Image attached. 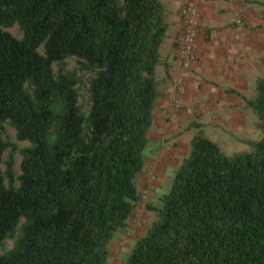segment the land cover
Masks as SVG:
<instances>
[{
    "label": "trees",
    "instance_id": "obj_1",
    "mask_svg": "<svg viewBox=\"0 0 264 264\" xmlns=\"http://www.w3.org/2000/svg\"><path fill=\"white\" fill-rule=\"evenodd\" d=\"M166 16L159 0H0V264H107L143 197ZM241 98L263 136L226 155L193 135L122 264H264V78Z\"/></svg>",
    "mask_w": 264,
    "mask_h": 264
},
{
    "label": "crops",
    "instance_id": "obj_2",
    "mask_svg": "<svg viewBox=\"0 0 264 264\" xmlns=\"http://www.w3.org/2000/svg\"><path fill=\"white\" fill-rule=\"evenodd\" d=\"M159 1L167 9V31L155 70L159 96L147 134L151 151L145 156V166L162 176L168 168L175 170L188 152L191 138L184 136L183 126L204 125L205 120L212 126L237 125L236 115L242 109L243 99L236 92H243L253 75V58L262 38L249 36L239 41L234 34V10L240 8L243 18L251 19L250 0H201L196 61L184 73L179 92L181 108L172 114L171 103L178 94L171 81L180 73L176 57L183 30L180 9L185 0Z\"/></svg>",
    "mask_w": 264,
    "mask_h": 264
},
{
    "label": "rangeland",
    "instance_id": "obj_3",
    "mask_svg": "<svg viewBox=\"0 0 264 264\" xmlns=\"http://www.w3.org/2000/svg\"><path fill=\"white\" fill-rule=\"evenodd\" d=\"M248 5L252 8L251 19L243 18V10L240 8L234 10L235 12V25L234 32L237 25L241 27V38L239 41H244L247 37L252 38L261 37L262 42L256 48L257 53L254 54V72L248 79L247 86L243 92H239L241 97L246 99H253L255 95L256 82L260 78H264V0H250ZM201 19V15H200ZM12 34L19 36L17 27L8 29ZM201 27H199V33ZM235 34V33H234ZM236 37V34H235ZM263 62H260V61ZM236 91V90H235ZM237 125L235 127L226 126H212L208 120L200 126L182 127L184 136L192 137L197 133L210 138L217 143L219 148L226 154L232 155L238 152H249L251 144L257 142L263 136V129L258 125L259 120L255 112L249 108L243 100V106L236 115ZM13 142L18 146L25 143L16 140L15 131L12 128H7ZM149 146L143 150L144 157L151 151ZM8 152L5 153L4 158ZM186 156V155H185ZM20 157L18 154L14 155V168L16 173L19 172ZM174 170L167 169L166 173L162 176H157L153 173L151 167L145 166L143 172L137 179L138 189L142 194V200L139 207L129 220L128 225L119 230L113 237L109 245V256L107 264H122L124 258L129 253L133 243L143 236L148 228L150 222L156 218L153 213L154 207L160 206V196L169 191L171 179ZM13 239H6L0 246V254L9 250L12 247Z\"/></svg>",
    "mask_w": 264,
    "mask_h": 264
},
{
    "label": "built area",
    "instance_id": "obj_4",
    "mask_svg": "<svg viewBox=\"0 0 264 264\" xmlns=\"http://www.w3.org/2000/svg\"><path fill=\"white\" fill-rule=\"evenodd\" d=\"M200 1L201 0H185L180 9V14L183 18V30L179 38L176 57V64L180 73H178L171 81L172 87L178 94L174 97L171 103L170 111L172 114L177 113L181 108L179 92L184 84V73L191 70L197 57V36L200 27ZM235 34L237 39L241 38V27L238 25Z\"/></svg>",
    "mask_w": 264,
    "mask_h": 264
}]
</instances>
